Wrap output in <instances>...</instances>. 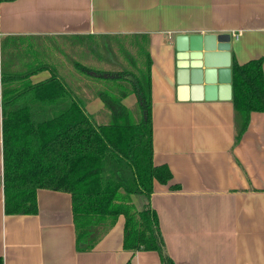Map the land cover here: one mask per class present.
Masks as SVG:
<instances>
[{"label":"crops","instance_id":"1","mask_svg":"<svg viewBox=\"0 0 264 264\" xmlns=\"http://www.w3.org/2000/svg\"><path fill=\"white\" fill-rule=\"evenodd\" d=\"M199 33H240L232 38L231 70L233 59H264V0H0V177L4 45L13 52L45 39L148 36L154 164L172 173L167 185L154 183L151 202L168 255L175 264H264V112L251 114L236 144L232 99L193 101L181 90L175 38ZM50 76L43 71L31 81ZM123 102L134 108L137 97ZM86 108L96 120L109 117L97 95ZM37 203V214L7 215L0 188L4 264H163L155 251L124 249V216L80 252L71 195L39 189Z\"/></svg>","mask_w":264,"mask_h":264},{"label":"trees","instance_id":"2","mask_svg":"<svg viewBox=\"0 0 264 264\" xmlns=\"http://www.w3.org/2000/svg\"><path fill=\"white\" fill-rule=\"evenodd\" d=\"M98 37L108 36L81 38ZM128 40L137 51L133 55L127 50L129 68L106 71L75 64L81 74L104 83L97 96L108 112L107 123L97 122L86 108L87 100L72 90L57 67L40 63L15 72L4 61L0 188L5 213L37 214L39 189L66 192L72 198L78 251H91L124 216L125 250L155 251L163 264H175L151 202L154 183L167 185L172 173L168 166L154 164L149 37L132 35ZM263 64V58L245 64L233 59L236 144L251 114L264 112ZM43 71L51 76L34 84L31 77ZM132 94L137 97L135 108L123 102ZM136 197L145 199L141 208Z\"/></svg>","mask_w":264,"mask_h":264},{"label":"rangeland","instance_id":"3","mask_svg":"<svg viewBox=\"0 0 264 264\" xmlns=\"http://www.w3.org/2000/svg\"><path fill=\"white\" fill-rule=\"evenodd\" d=\"M36 44L38 47L32 46L31 50L27 46V49H21L19 54L12 52V49L6 50L4 61L7 67L15 72H26L40 63H48L57 67L72 90L83 95L81 97H85L86 100L96 96L98 90L104 88V83L81 74L75 68V64L92 69L116 71L129 68L128 51L133 55L137 52L132 46V41L114 36L98 37L94 40L81 37L45 39L39 40ZM97 119L98 123L109 122L106 112L100 113ZM135 200L138 208L145 203L144 198L136 197Z\"/></svg>","mask_w":264,"mask_h":264},{"label":"water","instance_id":"4","mask_svg":"<svg viewBox=\"0 0 264 264\" xmlns=\"http://www.w3.org/2000/svg\"><path fill=\"white\" fill-rule=\"evenodd\" d=\"M231 43L229 33L175 38L177 81L191 100L232 99Z\"/></svg>","mask_w":264,"mask_h":264},{"label":"built area","instance_id":"5","mask_svg":"<svg viewBox=\"0 0 264 264\" xmlns=\"http://www.w3.org/2000/svg\"><path fill=\"white\" fill-rule=\"evenodd\" d=\"M240 33H232L231 36L233 39H238Z\"/></svg>","mask_w":264,"mask_h":264}]
</instances>
